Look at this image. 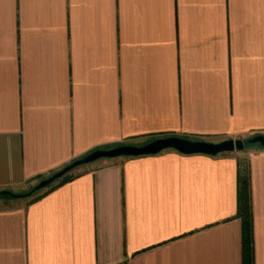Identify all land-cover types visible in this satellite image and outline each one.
I'll return each instance as SVG.
<instances>
[{
    "label": "crops",
    "instance_id": "obj_1",
    "mask_svg": "<svg viewBox=\"0 0 264 264\" xmlns=\"http://www.w3.org/2000/svg\"><path fill=\"white\" fill-rule=\"evenodd\" d=\"M258 135L264 0H0V191L97 149ZM243 168L264 264L259 144L101 158L0 198V264H243Z\"/></svg>",
    "mask_w": 264,
    "mask_h": 264
},
{
    "label": "water",
    "instance_id": "obj_2",
    "mask_svg": "<svg viewBox=\"0 0 264 264\" xmlns=\"http://www.w3.org/2000/svg\"><path fill=\"white\" fill-rule=\"evenodd\" d=\"M259 144L264 147V135L254 136L252 138L242 139H226L218 142L207 140H192L188 138L170 136L165 138L155 139L147 144L137 145H120L109 149H97L81 158H78L66 165L62 169L53 173L47 178L41 180L36 186L25 194H18L10 190H1L0 198L3 196H10L12 198H20L24 196H31L34 192L42 190L64 175L72 171L74 168L92 163L101 158H116L121 156H142L154 155L167 149H174L183 154H206L218 155L224 152H232L236 150H243L246 146Z\"/></svg>",
    "mask_w": 264,
    "mask_h": 264
},
{
    "label": "trees",
    "instance_id": "obj_3",
    "mask_svg": "<svg viewBox=\"0 0 264 264\" xmlns=\"http://www.w3.org/2000/svg\"><path fill=\"white\" fill-rule=\"evenodd\" d=\"M72 174L67 173L62 178L48 186L53 188L72 178ZM32 190V189H31ZM40 191V190H39ZM36 191L33 194L39 192ZM33 194L31 197H33ZM42 195L33 197L35 200ZM12 198L10 196H3ZM237 216L242 221V240H243V264H254V237H253V212L251 206V179L247 169L243 168L238 174V212Z\"/></svg>",
    "mask_w": 264,
    "mask_h": 264
},
{
    "label": "rangeland",
    "instance_id": "obj_4",
    "mask_svg": "<svg viewBox=\"0 0 264 264\" xmlns=\"http://www.w3.org/2000/svg\"><path fill=\"white\" fill-rule=\"evenodd\" d=\"M78 172H79V170H76V171H74V173L72 175H75V173H78ZM33 187L34 186H29V187L27 186L25 189L17 191V193L25 194V193L29 192ZM12 191H14V190H12ZM14 192H16V191H14ZM35 194H37V193H35ZM35 194H33L34 197L36 196Z\"/></svg>",
    "mask_w": 264,
    "mask_h": 264
}]
</instances>
